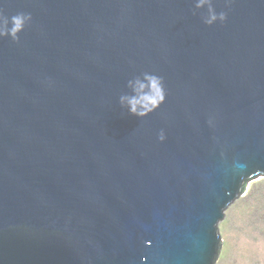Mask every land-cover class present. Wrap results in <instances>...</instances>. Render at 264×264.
<instances>
[{"label": "water", "instance_id": "water-1", "mask_svg": "<svg viewBox=\"0 0 264 264\" xmlns=\"http://www.w3.org/2000/svg\"><path fill=\"white\" fill-rule=\"evenodd\" d=\"M197 2L0 0L31 14L0 37V264H215L264 177V0Z\"/></svg>", "mask_w": 264, "mask_h": 264}, {"label": "rangeland", "instance_id": "rangeland-1", "mask_svg": "<svg viewBox=\"0 0 264 264\" xmlns=\"http://www.w3.org/2000/svg\"><path fill=\"white\" fill-rule=\"evenodd\" d=\"M218 229L222 244L215 264H264V177L227 207Z\"/></svg>", "mask_w": 264, "mask_h": 264}, {"label": "clouds", "instance_id": "clouds-1", "mask_svg": "<svg viewBox=\"0 0 264 264\" xmlns=\"http://www.w3.org/2000/svg\"><path fill=\"white\" fill-rule=\"evenodd\" d=\"M207 5V16L204 17V23L211 25L217 20L224 21L226 13L217 14L212 7L210 0H198L195 7L203 8ZM31 21L30 13L16 12L10 17L4 14L0 9V37L10 36L14 42H19V33L24 29L27 23ZM131 88V95H122L120 104L126 106L129 113L137 117H144L154 111L164 100V87L162 78L156 75L145 73L143 78L137 77L128 82ZM159 139L163 141L165 136L160 133Z\"/></svg>", "mask_w": 264, "mask_h": 264}]
</instances>
